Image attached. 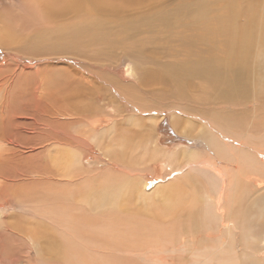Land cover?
Returning a JSON list of instances; mask_svg holds the SVG:
<instances>
[{
	"label": "rangeland",
	"instance_id": "374dc122",
	"mask_svg": "<svg viewBox=\"0 0 264 264\" xmlns=\"http://www.w3.org/2000/svg\"><path fill=\"white\" fill-rule=\"evenodd\" d=\"M177 1L165 0L158 9H171ZM253 5L257 12L251 34V49L248 50L251 51V55L246 65L249 78L244 79L249 84L241 88L242 92L239 96V100H248L249 103L241 108L239 105L233 106L234 102L213 104L210 97L214 93L209 92L199 79H195V87L190 89L187 95L190 97H186L187 100L169 95L166 86L150 81L151 75L157 73L160 67L177 65L187 59L188 51L183 39L175 35L171 41L163 33L155 35L157 44L145 46L147 57H137V59L120 44L111 51L112 57L109 56L108 62L103 66L100 64L104 61L93 59L91 62L85 58L84 61L87 63H93L97 67L102 66L96 69L98 72L95 76V73H88L70 57L44 50L45 43L42 41L49 43L48 36L51 30L44 16L35 20L33 12L31 10V13L27 12L19 0H0V69L1 75L4 76L0 78L1 81L7 78V82H10L13 76L20 77L19 82L22 86L17 91L19 94L14 101L12 100V104L8 105L10 110L4 117H0V125L1 128L2 123H5L6 127L32 130L20 136L22 140L20 145H25L23 150L28 148V151L37 148L33 156L29 155L31 159L23 155L24 158L19 156V159L22 158L21 163H15L20 169L26 167L25 171L27 170L28 173L23 174L18 178L19 183L14 184L15 188H22L18 190L22 193L20 195L27 196L23 195L24 191L28 190L25 186H34L36 189L39 187L38 190L43 187L40 183L37 186L35 181L41 178L36 173V169L38 168L39 171L40 167H44L46 172L57 173L56 175H67L69 178L74 174L82 176L81 179H78L79 177L77 179L83 187L88 185L87 181L84 182L85 185L83 183L88 175L86 180L89 182L95 177L96 182L92 180L94 185H97V182L98 184L110 182L122 192L129 187L133 176L144 186L151 181L163 182L161 186L168 187L172 183L167 190L176 192L178 186V192L171 194V197L172 202L177 204L175 207L181 206L183 211L182 222L174 218L177 219V224H174L171 220L175 215L174 212L165 210L164 215L163 213L162 216L160 215L163 221L156 223L157 229L142 227L136 232L135 228H121L118 224L114 225L104 220L106 218L102 219L103 221L90 222L84 218L85 220L76 219V222L82 221L89 223L90 226L83 225L85 228H76L77 231L74 227L71 228L72 230L64 228L67 224L72 226L69 221L77 214L74 211L68 212L71 209L69 207H72L70 202L65 204L67 207L63 205L64 209L62 208V211L66 210L65 218L56 213L57 205L49 202V199L45 209L52 211L50 207L53 206L55 211L50 212L52 215H48L47 211L48 214L45 215L36 214L34 208L41 207L37 205L38 202L29 203L26 197H23L25 201L21 198L16 201L8 198L12 194L11 191H7L9 192L6 197L7 203L0 198V264H247L244 254L253 248L254 241L252 242L251 236L260 235L264 240V0H254ZM246 16L244 13L242 17ZM241 21L243 24L246 23L245 18ZM177 34L180 36V33ZM149 36L150 34L145 32L143 35H135V38L142 42ZM224 41V38H218L214 54L208 53L211 48L210 43L199 45L198 47L204 50V54L197 58L191 57L187 61L206 63L212 61L214 70L231 73L235 67V54H230L228 45H224ZM98 75L103 76V79ZM89 82L93 84L88 86ZM91 87L96 93L101 92L102 97L90 92ZM245 94L251 100L245 97ZM99 96L102 99H99ZM132 105L140 111H134ZM237 112L241 117L235 114ZM130 117L132 119H129ZM22 118H26L27 121L20 123L19 120ZM98 120L103 121L101 122L103 128L100 126L99 133L94 128V125L101 124ZM188 127L190 136H185L182 131ZM202 130H205V134L209 130V133L202 137L204 133ZM198 132L202 133L199 134L201 137ZM99 134L102 136L100 143L104 147H108V144H117L119 141L121 146L117 144L119 149L126 150L117 152L116 160L120 161L118 164L114 165L104 152H100L96 137ZM152 135L154 137H151ZM57 137H59L58 141ZM69 137H78L82 140L80 143L79 141L73 143L69 142ZM203 142L208 144V147H205ZM0 146H5V142L0 141ZM184 150L192 151L201 162L212 161L227 166L230 181L235 186V189H232L234 192L231 190L228 193L227 208L232 209L237 203L235 218L239 216L247 220L243 221L245 224L243 229L238 230L239 233L242 231L241 238L240 235L235 236L238 237L235 240V252L220 253L219 242L213 240L218 239L217 233L220 230L216 206L206 207L213 219L211 223L210 220L209 223L204 220L205 224L202 221L203 213L198 211L205 207L199 197L203 198L206 189L214 196V182H207L204 178L203 182L201 175L193 173L194 177L205 185L204 188V185L192 174L184 180L172 177L177 167L187 166L186 160L178 164L172 163L173 157ZM15 164L13 166H16ZM123 167L127 170L125 171ZM89 172L93 173V176ZM37 174L39 177L36 176ZM28 179L31 180V184ZM66 180L70 179L61 178L60 181L64 183ZM119 181L124 182L121 185ZM32 184L36 186H30ZM46 189L48 188L43 187L42 192ZM183 192L184 194L181 195ZM20 203L23 205L20 206ZM156 203L155 208L160 204ZM23 207L29 210L24 211ZM190 211L193 215L192 219L188 220ZM196 215L200 217L199 220ZM66 217H71L67 223L62 219ZM70 222L74 223L72 220ZM75 223L74 226L79 225ZM140 223L150 225L151 222L148 221L147 216H143ZM212 226L216 232L212 231ZM207 229L211 231L206 232ZM187 243L192 245L189 246ZM206 246L209 247L205 248ZM189 249L201 250V252L195 251V255L190 250L193 254H189ZM260 250L264 253V243H261ZM141 256L145 258L141 260Z\"/></svg>",
	"mask_w": 264,
	"mask_h": 264
},
{
	"label": "bare ground",
	"instance_id": "6f19581e",
	"mask_svg": "<svg viewBox=\"0 0 264 264\" xmlns=\"http://www.w3.org/2000/svg\"><path fill=\"white\" fill-rule=\"evenodd\" d=\"M163 1L165 0H32V1L31 0H19V2H21L22 7L27 12L29 13H31V11L33 12L35 20L37 17L40 18L44 16L46 21L48 22L49 28L51 29V30L49 29L50 30V34L48 36L49 43H46L45 41H42L40 39V41L45 43L44 50L48 52H53L55 54L65 55V56L70 57V59L75 60L77 64H80V66L83 69L85 68V71H87L90 74L95 73V76H96L98 72V70L96 69L99 67L102 68L103 64L105 62H108L107 59L109 58V56L112 57L111 51L116 49L118 45L120 44H122L123 48L133 57L134 56L136 58L137 57H147L148 55L145 52V46L147 44H157V39H155V35H158V33H163L164 35L167 36V38L168 37L170 38V41L172 40L171 38L174 37L175 35L177 38L183 39V42L185 43V47L188 51L187 59L177 65L160 67L157 73L151 75V80H150L151 82L153 81L156 84L158 83V84L166 86V88L169 91V95L171 94L172 96H175L176 98L187 100V98L190 97V96H187L188 93L190 92V89H193L195 87V83H194L195 79H199L202 81V83H204V86H206L209 92L214 93L212 97H210V100H212L211 102L213 104H217L219 102H222V103L226 102L229 104V103L234 102L235 104H232L233 106L239 105V107L241 106V108L247 106L249 101L239 100V96L241 95V92H242L241 88L242 87L244 88L249 84V82H245L244 79L249 78L246 65L251 55V51H248V50L251 49L250 48L251 34L254 28V22H255L254 16L257 12V10L254 9V5H253L254 0H235L234 2L230 0H178L171 9H167V10L158 9L159 5ZM214 4H216L215 6L216 9H214L215 8ZM31 7H34V9H32ZM244 13L247 15L246 17H242ZM242 18L246 19L245 24L242 23L241 21ZM179 30H181V32ZM145 32L150 34V36L147 39H144L145 41L140 42L139 40L135 38V35H143ZM177 33H180V36ZM218 38H224L225 39L224 45H228V50L230 51V54L232 53L235 54V67L233 68L231 73L214 70V65L212 61L209 63H206L203 61H196V62L187 61L191 57L197 58L198 56L203 55L204 50L199 48L198 46L206 44V43L211 44V48L209 49L208 53L214 54V52L216 51V46H217L216 43L218 42ZM163 43H166V42H163ZM93 47H97V49H93ZM90 48L92 49V51H90ZM85 58L86 60H89V61L91 60V62L93 59H96L98 61H104V62L100 64L102 66L99 65V67H97V65L95 66L93 63L90 64L84 61ZM1 72L2 70L0 69V77H4L1 75L2 74ZM98 76L102 77L103 79V76L101 75H98ZM6 79L7 78H5V81L3 80L1 81V78H0V117H4L7 114V112L10 110L8 105L12 102V100L14 101V99L16 98V95L19 94L17 91H19V89L22 88L19 82L21 80L20 77L13 76L10 82H7ZM91 84L93 83L89 82L88 86H90ZM89 90L90 92H93V94L96 93V90L94 88L89 89ZM96 94H99L102 97L101 92L100 93L97 92ZM20 96L22 97V95ZM23 96H24V93H23ZM100 96H99V99L101 98ZM244 96L251 100V98L248 97L246 94ZM256 99H258V96L256 97ZM253 102L256 103L257 101L253 100ZM133 108H134V111H137V112L140 111V109L135 106H133ZM238 113L239 112L235 114L238 115ZM86 117L88 118V116ZM134 117H136V114L134 115ZM129 119H132V117H130ZM26 121H27L26 118H22L21 120H19L20 123L22 122L25 123ZM98 122L103 123L102 120H98ZM102 123L100 125L99 124L94 125V128L98 133L100 132V126L103 128ZM2 124H3L2 128L0 125V141L5 142V146H0V198L3 199L4 203H7L6 197L9 193V192L7 193V191H11L12 195H9L8 198H13L17 201L19 198L24 200L23 197H26L29 203L33 201H35L36 203L38 202L37 205L39 206L41 205V207L39 208V207H36V205L34 206L37 208V209L34 208V212H36V214L45 215V214H48L47 212H49L48 215H52L50 214V212H52L53 210L55 211V209H53V206L52 208L50 207L52 211H47L48 209L47 210L45 209V205L46 203L48 205L49 202L51 203L53 202V204L56 203L57 205L56 213L61 216H64L66 214L65 213L66 210L62 211V208L64 209L63 205L67 207L66 203L70 202L71 203L70 206H72L73 209L72 207H69V209L71 208L72 210L70 209L71 211L69 210L68 212L72 213L74 211L75 214L76 212L77 214L74 216L72 215L73 216L72 219L71 217L69 218L66 217V219H64L66 216L65 215L64 218L62 219L66 220V223L68 219H71L72 222L75 223L76 219L79 220V219L85 218L86 220L90 222V221L102 220L106 218L104 220H108L114 225L118 224L119 227L121 228H126V229L128 227L131 229L135 228L134 230L136 232H139L142 229V227H145V228L153 227L157 229L158 226L156 223H158V221L159 222L163 221V218H161L160 215L165 210L167 211L171 210L172 212H174L175 215L173 219H171L174 224H177L176 223L177 219L175 220L174 218H178L182 222L183 217L181 215L183 214L181 213L183 211L181 209L180 203L178 204L180 208L175 207V205L177 204L175 202H172V197H171V194L178 192L179 190L178 186H177L176 192L167 190L171 187L170 185L172 183L169 184V187H168V186H161L163 182L151 181L150 183H147L144 186L143 183L140 182L138 179L133 178L134 176L131 177L133 179V181L130 182L131 184L128 183L130 184L129 187L125 188L122 192V190L119 187L113 186L112 184H110V182H104L100 184H98L97 182V185H94V182H92V180L95 181V177L89 182L88 180H86L88 175L83 181V183L87 181L88 185H85L86 183H84L85 186L83 187L82 186L83 184L78 183L79 182L78 179H81L82 176H78L74 174L70 176L71 178H69V176L67 175H63V176L56 175L57 173L55 174L51 172H46V168L39 166L42 169L39 168V171H38L37 170L38 168H37L36 173H38L41 178L39 179L36 178L37 180L35 181V183H37V186H38V183H40L43 187H46L48 189L42 192L43 187H40V190H38L39 187L38 189H36L33 186V185L36 186V184L30 185L33 187L25 186L28 190L24 191L23 195L26 194L27 196L22 197L20 195L21 191L20 192L18 191V190H22V188L20 187L21 189L20 188L17 189L18 187L15 188L14 184L19 183L18 178L22 177L23 174L25 173L28 174V173H27V170L25 171L26 167L23 169H20V167L18 168L19 165L17 166L16 164L21 163L20 159L22 158L20 157L19 159V156H22V157L23 155H25V157L29 155L33 156L32 154H34L37 148H33L32 150L28 151V148H26V150H23L25 145H20L22 141L20 136L23 133L32 132V130L28 131L25 128L20 129L18 127L16 128L9 127V126L6 127L4 125L5 123H2ZM19 131H21V133ZM147 131H144V132H147ZM189 131L190 129L188 127L186 129L184 128L182 132L185 136L186 135L190 136ZM202 132H204L202 137H205L209 133V130L207 131L206 134H205V130H202ZM199 134H202V133L198 132V135ZM93 137L95 138V136ZM96 137L98 138L97 146L101 150L100 152L102 153L104 152L105 156L109 159V161L114 162V165L118 164V162L120 161L116 160L117 152L119 150H122V148L119 149L118 147L119 141L117 143L118 145L108 144L107 145L108 147H104L103 144L100 143V141L102 140V136H100L99 134ZM151 137H154V136L152 135ZM58 138L59 137L56 138L57 141L59 140ZM68 139H69V142H73V143H78V141L80 143L82 140V139H79L78 137L77 138L69 137ZM149 140L151 142V139ZM203 144L205 145V147H208V144H205L204 142ZM122 151H126V150H122ZM30 156L27 159H31ZM125 159L123 158V160ZM173 160L174 161L172 160L171 161L174 164H178L185 160L187 161V163H185L187 164V166L185 165V167H180V168L177 167L173 171V174H172L173 178L177 177V179L184 180L185 178L187 179V177L190 174H192V176L194 177L193 173L195 174L198 173L197 174L198 176L199 175L202 176L203 182H204V179H206L207 182L209 181L214 182L213 184V190L215 192L214 196L211 193H209L206 189L205 194H203V198H201L202 196L199 197V200L203 203L205 207L204 209H199L198 211L203 213V220H202L203 222L204 220L206 222L210 220L209 222L211 223L213 221H211L212 218L206 207L212 208L213 206L214 207L216 206L217 208L216 216L220 220V221L218 220L216 221L219 222L218 225H220L219 227L220 230L217 233L218 239H213V240H216L217 242H219L218 251L220 253H223L224 251H230L231 253L235 252V240L236 238H238V237L235 238V236L240 235V238H241L242 231L241 233H239L238 230L243 229L245 225L243 221H247V220L243 218H239V216H236L237 218H235V205L237 203L234 204L232 209L231 207L227 208V205L229 206V204H227L228 203L227 198L229 197L228 193L232 189H235V186L232 185L230 181V175L227 172V166H224L223 164L218 165L216 163H212V161H202L201 162L193 154L192 151H188V150L187 151L184 150L180 152L178 156L173 157ZM213 162H216V161H213ZM13 164H15L16 166H13ZM30 169L32 168L30 167ZM109 170H106V171H109ZM126 170L127 169H125V171ZM169 170L171 171V167ZM66 173H69V172H66ZM121 173L120 175L123 176ZM38 174L36 176H38ZM92 174L90 175L93 176ZM123 174L127 175L126 173H123ZM24 177H26V175ZM57 178L59 179L57 180ZM61 178L70 179V180H66L63 183V181H60ZM194 178H197V177H194ZM190 179H191V176H190ZM29 180L30 179H28V181ZM82 180L80 182H82ZM198 180L202 184L200 179ZM97 181H99L98 178H97ZM74 182H77V183H74ZM123 182L122 181L120 182L121 185ZM199 182L198 184H200ZM213 182H211V184ZM30 184H31V180H30ZM203 187L205 188V185ZM143 188L145 189L143 190ZM182 188L184 187L182 186ZM183 194L184 192L181 193V195ZM156 202L160 204H158V206L155 208L157 204ZM258 202H261V201L258 200ZM22 205L23 203L20 206ZM173 205L174 207L172 208ZM198 205H200V203ZM192 206H189V207H192ZM27 210H29V208H24V211H27ZM190 213L191 211L189 212L187 216L188 220L192 219L191 217L193 213L191 214ZM54 214L53 216H57V214L56 215ZM93 216L95 217V219H93ZM143 216H147L148 221L151 222L150 225H147L145 223H140V220L141 218H143ZM197 218L198 220L200 219V217L198 216ZM70 221L69 223L72 226L70 227L68 226V224L64 225L65 229L67 228L71 229L72 227H74L75 229L76 228L82 229V228L90 226L88 225L89 223L87 224L82 221L76 222L75 224H79V225L74 226L73 225L74 223L72 224ZM205 224H203V226H205ZM213 224L214 223H212V225ZM83 225L85 227H83ZM213 226L211 227V229L213 228ZM207 230L206 232L211 231L210 229L208 231ZM212 231H214V229H212ZM177 234H174V235H177ZM185 237L187 238V235ZM251 237H252V242L254 241V244H252L253 248L250 249V252L248 251L247 253L244 254V260L246 261L247 264H261V261H262V264H264L263 262L264 253L262 252L263 250L262 251L260 250L261 243H264L263 242L264 240L262 239L260 235L255 236V237L251 236ZM117 242L119 243V241ZM201 244H203V242ZM213 244H216V243H213ZM207 247L209 246H206L205 248ZM205 248H202V249L205 250ZM215 248H217V246H215ZM190 250L192 251V249H189V254H191L192 252L194 253L195 251L201 252V250L200 251L195 250L192 252ZM186 251H188V249H186ZM203 253L206 254L209 252H203ZM144 258L145 256L144 257L141 256V260H143Z\"/></svg>",
	"mask_w": 264,
	"mask_h": 264
}]
</instances>
